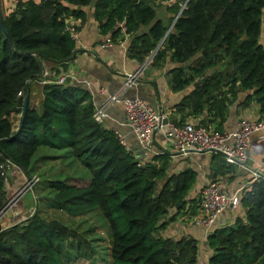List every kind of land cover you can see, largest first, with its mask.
I'll use <instances>...</instances> for the list:
<instances>
[{
  "label": "trees",
  "instance_id": "obj_1",
  "mask_svg": "<svg viewBox=\"0 0 264 264\" xmlns=\"http://www.w3.org/2000/svg\"><path fill=\"white\" fill-rule=\"evenodd\" d=\"M160 1H172L168 9L177 15L169 33L156 18ZM87 6L93 7L92 16L112 39L124 38L115 26L123 22L129 58L143 63L153 54L152 64L158 65L170 54L176 64L170 71L172 89L191 87L181 108L221 119L238 85L254 88L264 119V45L259 41L264 0H19L9 14L0 13L12 40L0 30V212L6 202L1 164L8 161L27 175L40 147L65 151L87 177L48 181L45 187L53 195L44 200L75 217L99 210L110 234L111 264H194L195 239L175 241L158 235L185 209L186 192L196 175L191 168L164 179L168 153L157 150L151 160L138 158L114 130L94 121L89 93L78 84H57L54 79L43 83L40 110L29 100L24 107L30 83L41 81L45 62L58 64V74L66 72L76 51L66 19L84 20ZM224 59L225 71L208 73ZM13 113H22L16 131L10 123ZM214 158L221 169L228 164L219 153ZM240 201L244 219L208 234L213 249L209 264H264V176L250 184ZM39 207L27 219L0 227V264L72 263L66 239L76 234L43 218ZM76 241L80 255L87 245L79 237Z\"/></svg>",
  "mask_w": 264,
  "mask_h": 264
},
{
  "label": "crops",
  "instance_id": "obj_2",
  "mask_svg": "<svg viewBox=\"0 0 264 264\" xmlns=\"http://www.w3.org/2000/svg\"><path fill=\"white\" fill-rule=\"evenodd\" d=\"M13 0H0V13L4 17L12 9ZM172 1H160L156 3V18L163 21L167 26V33L173 31V21L175 14L169 10L168 6ZM86 17L79 20L73 17L66 19L78 31V40L76 41V51L73 58L67 62L68 68L66 72L68 83L80 85L88 91L90 100L94 107L99 106L105 100L107 95L123 92V84L128 75H134V85L126 89L123 93L124 97H139L145 100L153 109L163 112L168 121L182 123L185 121L199 124L203 122L213 130L232 132L237 128V122L241 118H249L254 120H264L260 115V104L257 102L253 91L254 88L240 89L236 85L234 96L228 94L231 102L228 105L224 116H210L206 111L197 114H191L189 108H181L180 103L184 101L191 91V87L183 90L175 91L170 83V71L176 65L170 60L168 54L162 63L158 65L150 62L144 65L140 72L138 68L153 54L145 58L140 63L135 59L127 56V45L130 41L126 36L122 40L110 38L108 33L100 29V22L92 16L93 7L84 8ZM112 39V46L101 48L106 43L107 38ZM260 43L264 45V30L261 33ZM163 43V42H162ZM159 44L158 48L162 45ZM228 60H222L221 65L211 71H225ZM58 64L52 65L49 62L43 64L41 81L34 80L30 83L29 104L36 110H40L42 102V84L57 78L60 74ZM103 89L104 93L100 92ZM225 90V88H224ZM22 113H13L10 116L12 131H16L20 124ZM103 126L107 129L118 131L126 146L138 157L144 158L141 148L135 135L125 124V112L121 104H114L108 110V117ZM154 150H162L168 153L169 162L174 168L171 171L178 173L183 169L191 168L195 172V179L191 187L186 192L185 199L187 201L185 209L170 222L166 227L158 232V235L168 240H179L181 238H192L197 241V259L194 264H209V258L213 251L208 246L207 237L210 231L197 227L192 223V216L197 213L198 195L202 187L210 180H219L225 193L229 195H241L250 188L251 175L249 170L259 171L264 175V130L254 134L247 161L242 164H227L223 169L217 165L214 153H189L185 156L178 155L165 141L161 131L153 136ZM62 152H55L53 155H60ZM51 153V152H50ZM49 153V154H50ZM45 158V156L41 157ZM66 165H68L66 163ZM59 173L68 175L67 166L58 169ZM24 173L16 168L10 171L8 175V183L14 188L21 180L24 179ZM28 192L21 199L28 197ZM27 201H21L20 206L14 211L2 212L0 215V227L5 229L10 226L12 220L16 216L27 210ZM13 208H11L12 210ZM189 210L186 213V210ZM172 210H170V213ZM245 208L241 201L235 208H228L223 211L214 228L234 226L237 219H244ZM22 216H20L21 218ZM167 218V217H166Z\"/></svg>",
  "mask_w": 264,
  "mask_h": 264
},
{
  "label": "built area",
  "instance_id": "obj_3",
  "mask_svg": "<svg viewBox=\"0 0 264 264\" xmlns=\"http://www.w3.org/2000/svg\"><path fill=\"white\" fill-rule=\"evenodd\" d=\"M18 2L19 0H13L12 9H16ZM115 26L120 28L124 37L127 36L123 22H115ZM66 30L73 40H78L79 34L74 26L67 24ZM112 43V40L108 37L101 48L112 46ZM134 75L130 74L126 77L123 84L124 91L134 85ZM68 77L67 74L61 73L54 79V82L65 84ZM124 91L107 95L102 104L94 107L93 118L95 122L103 125L108 117L109 108L114 104H121L125 112V124L138 140L143 157L151 153L156 154L153 136L156 132L161 131L172 151L178 155L185 156L189 153L215 150L216 153L223 156L228 164L245 163L248 159V152L254 134L264 130V120L249 118L239 119L237 128L232 132L213 130L209 126L190 121L175 123L168 121L163 112L153 109L145 100L139 97H124ZM100 92L104 93L103 89H100ZM18 95L20 96L21 92ZM165 119H167L166 123H164ZM115 133L121 143L126 145L122 135L118 131H115ZM10 167L11 164L8 161L1 164L2 175L5 176V180L8 179ZM249 172L251 182L264 176L259 171L249 170ZM198 201L197 213L192 216V223L205 231H211L220 214L230 207L235 208L238 206L240 198L236 194L229 195L225 193L219 180H210L200 190Z\"/></svg>",
  "mask_w": 264,
  "mask_h": 264
},
{
  "label": "rangeland",
  "instance_id": "obj_4",
  "mask_svg": "<svg viewBox=\"0 0 264 264\" xmlns=\"http://www.w3.org/2000/svg\"><path fill=\"white\" fill-rule=\"evenodd\" d=\"M152 58L153 57H150L146 60L145 64L150 62ZM55 152L60 153L62 151L40 147L33 156L32 167L27 175L24 174V179L21 178L20 182L14 188L5 180L6 202L2 212L14 211L20 206L23 199L27 201V210L21 213V218L20 216H16V219L11 221L10 225H13L33 215L40 206L39 210L43 218L47 220H56L76 234V237L66 239L67 247H72L71 255L73 260L71 264H111V259L109 257L110 234L107 222L99 210H94L87 215L75 217L68 215L64 211L51 208L49 203L44 200H48L47 198H51L53 195V192L45 187L48 181L64 179L67 176L87 177V173L84 169L78 167L76 163H73L72 159H69L67 155H65V152L60 155H53ZM151 154L145 156L144 159L151 160ZM43 156H45V158H41ZM66 163L68 165H66ZM156 164L159 163L156 162ZM173 165L174 164L169 162L164 179L175 174L174 171H171L172 168H174ZM64 166H67L69 171L66 176L59 173L58 170ZM15 169L16 168L11 167L9 170L12 171ZM164 179L157 181V189L160 188ZM26 192H28V197L21 199ZM11 208L13 209L11 210ZM78 237L87 245L80 255L77 254L76 251V238Z\"/></svg>",
  "mask_w": 264,
  "mask_h": 264
},
{
  "label": "water",
  "instance_id": "obj_5",
  "mask_svg": "<svg viewBox=\"0 0 264 264\" xmlns=\"http://www.w3.org/2000/svg\"><path fill=\"white\" fill-rule=\"evenodd\" d=\"M263 16H264V12H263ZM0 30H1V32L4 34V36H5L10 42H12L10 36H9L8 33L6 32V30H5V28H4L3 24H2L1 19H0ZM161 43H162V42H160V44H161ZM145 63H146V62H144L143 64H141V65L139 66L137 72H140V71L143 69ZM196 86H198V82L196 83ZM27 103H28V97H25V98H24V107L26 106ZM22 112H23V111H22ZM166 122H167V119L164 120V123H166ZM206 152H214V153H216L215 150H208V151H206ZM237 164H239V163H237ZM240 164L243 165L244 163H240ZM8 175H10V171L8 172ZM177 206H179V204H177ZM0 214H1V212H0Z\"/></svg>",
  "mask_w": 264,
  "mask_h": 264
}]
</instances>
